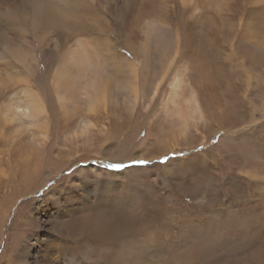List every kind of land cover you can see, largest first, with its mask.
I'll use <instances>...</instances> for the list:
<instances>
[{
  "label": "rangeland",
  "instance_id": "rangeland-1",
  "mask_svg": "<svg viewBox=\"0 0 264 264\" xmlns=\"http://www.w3.org/2000/svg\"><path fill=\"white\" fill-rule=\"evenodd\" d=\"M94 204L156 264H264V0H0V264L94 262Z\"/></svg>",
  "mask_w": 264,
  "mask_h": 264
},
{
  "label": "bare ground",
  "instance_id": "bare-ground-1",
  "mask_svg": "<svg viewBox=\"0 0 264 264\" xmlns=\"http://www.w3.org/2000/svg\"><path fill=\"white\" fill-rule=\"evenodd\" d=\"M42 14L45 19H52L51 9L44 8ZM132 169L138 168L126 169L121 173ZM89 215L90 216L87 220L84 219V221L82 219V222L76 220L77 218L69 221V225L66 226L67 229L70 230L69 233H67V236L72 238L73 241L71 245H66L62 248L59 255L61 254L63 256L64 254L72 259L77 257L80 250L87 251L88 253L93 250L96 253L93 257L94 262H88L87 260L86 264L158 263V258L155 259L154 257L153 259H149L147 256H144L145 254L150 255L154 251H157L154 250L156 244L150 243L153 240L151 236L152 233L151 235L148 234L146 237V239L150 238L148 241L140 237L142 226H149V223L146 220L143 221L142 218L135 217L131 213L114 209L110 205L104 207L99 204L92 205ZM161 244L163 245V242ZM127 246L131 247L133 250H129ZM163 250L169 251V255H174L175 252L171 245L164 247ZM171 251H173V253H170ZM111 257L113 258L111 259ZM181 258L183 259V256Z\"/></svg>",
  "mask_w": 264,
  "mask_h": 264
}]
</instances>
